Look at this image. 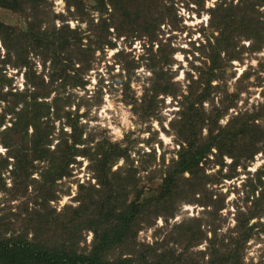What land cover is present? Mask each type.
Listing matches in <instances>:
<instances>
[{"label": "rangeland", "instance_id": "1", "mask_svg": "<svg viewBox=\"0 0 264 264\" xmlns=\"http://www.w3.org/2000/svg\"><path fill=\"white\" fill-rule=\"evenodd\" d=\"M37 1L49 18L43 20L51 21L46 23L49 31L56 33L63 24L70 29L66 34L82 38L83 44L53 48L48 56L44 51L22 52L16 46L12 53L21 52L17 57L11 55V48L6 49L0 35V94L5 96L0 100V113L11 104V91L33 90L31 85H36L41 93L38 100L50 107L46 116L53 127L50 148L60 137H67L63 132L71 131L67 121L77 120L79 151L67 167L68 174L56 182L57 198L49 202L56 211H63L65 205L77 206L76 194L90 192V185L98 186L90 160L97 154L98 143L104 148L111 143L126 149L127 155L111 171L118 167L121 174L131 172L137 189L157 195L162 173L180 148L179 131L185 123L178 112L179 100L190 90L203 98L192 114L196 115L195 125L201 126L202 142L207 125L216 126L214 129L223 126L239 110L256 112L255 123L264 133V0H161V6L159 0H131L127 18L123 12H114L108 2L105 9L98 7L99 0H73L79 6L73 11L68 10L66 0ZM163 3L171 5L164 9ZM11 25L25 29V16L0 6V28ZM226 25L234 27L229 30ZM222 32L221 69L208 94L201 84L209 76L207 56ZM100 35L105 43L100 42ZM113 53L118 54L115 59ZM25 71H29V81ZM100 80L102 85L97 83ZM101 92L107 99L97 106ZM224 105L230 106L225 109ZM217 108L224 112L220 111L214 124L211 118ZM10 116L6 114L5 125ZM0 148L4 149L0 152V218L20 229L25 215L21 206H36L32 200L38 184L32 179L39 178L46 163L34 162L26 194L11 199V158L1 141ZM84 148L86 156L80 151ZM256 148L250 159L235 149V161L226 153L216 157L213 149L199 163L207 175L205 197H201L206 205L192 200L185 190L184 198L173 202L172 214L164 209L151 218L150 225L140 223L133 240L136 247L170 249L175 255L181 253L188 264H209L210 251L236 247V241L246 234L238 242L239 264H264V138ZM128 189V199H133L136 189ZM180 226L197 234V241L189 247V238L180 236L184 230ZM92 240V232L83 230L78 251L88 252ZM119 253L120 248L114 247L107 257L113 259Z\"/></svg>", "mask_w": 264, "mask_h": 264}, {"label": "trees", "instance_id": "2", "mask_svg": "<svg viewBox=\"0 0 264 264\" xmlns=\"http://www.w3.org/2000/svg\"><path fill=\"white\" fill-rule=\"evenodd\" d=\"M241 1L248 2V0ZM65 2L68 10L72 8V11L78 10L80 0ZM107 2L112 5L114 12H123L122 16L127 18L126 10L131 0H99L98 7L105 9ZM159 3L161 6V0ZM169 5L171 3L166 4L164 9L169 8ZM0 6L9 8L26 18L25 29L13 25L0 28L3 44L7 50L11 48V55L16 54L17 57L21 55V52L17 51L12 53L16 46L22 52L23 50L34 53L44 51L47 55L53 48L59 47L62 50L70 45L80 47L79 44H83L82 38L67 35L66 32L70 29L64 28L63 24L58 32L49 31L46 23L50 24L51 21L43 20L47 16L37 0H0ZM250 8L253 10L252 5ZM231 19L229 16V23ZM226 27L231 30L234 26L226 25ZM53 28L55 31L54 26ZM73 31L76 29L73 28ZM222 34L223 32L216 36L214 44L210 46L214 50L207 56L209 76L205 82L202 81L204 83L200 82V78L197 79L198 83L205 84L208 94L217 70L221 69L219 55ZM69 39L73 40L69 41ZM100 40L104 43L106 41L102 35ZM84 53L86 56L90 54L86 49ZM69 60L72 61L71 58ZM23 64L27 66V61ZM24 75L29 81V71H25ZM31 86L33 90L26 87L24 91H11V104L8 103L9 107L4 108L0 113V126L4 125L0 131V141L6 147L7 157L11 158L10 170L13 181L9 189L11 199L26 194L28 179L35 171L36 160L44 161L46 165L40 171L39 178L32 179L38 184L33 189L35 195L32 201L36 206L33 205L31 209L27 204L21 206L22 211L25 212L21 217L22 227L14 229L15 224L4 223L0 218V264H188L181 253L175 255V251L170 249L158 251V247L137 248L133 240L141 226L140 223L150 225L151 218L161 215V210L164 209L172 214L175 206L173 202L182 200L185 190L192 194V200L206 205L202 198L205 197L207 175L201 171L202 167L199 165L201 160L212 154L213 149L216 157L226 153L233 158L232 161H235L238 156L235 157L233 151L236 149L244 158L250 159L257 150L256 144L264 138V133L255 123L258 114L239 110L223 126L214 129L216 126L207 125L205 140L202 142L201 126L195 125L196 115L192 114L196 112L195 105L201 104L203 98L202 95H194V91L190 90L179 100L178 112L183 118L181 122L185 123L179 131V134H182L180 148L176 159H173L162 173L157 195H146L142 189H137L135 182L132 181L131 172L121 174L118 167L115 171H111L112 165L119 158L127 155L126 149L111 143L104 148L98 143L97 154L94 157L90 156L93 175L98 186L90 185V192L76 194L77 206L65 205L63 211L58 212L49 206V202L57 198L56 182L68 174L67 167L79 151L77 146L80 144L81 132L77 127V120L70 119L67 122L71 126V131L68 134L66 131L63 132L67 137H60L50 148L53 127L46 117L50 107L42 100H38L41 97V93L37 91L39 87ZM161 90L165 91L164 88ZM4 97L0 94V100ZM224 106L227 109L230 105ZM220 111L224 112L217 108L211 118L215 119L214 124L221 115ZM7 113L11 116L9 124L5 125ZM80 151L85 156L88 154L85 148ZM8 164L6 159L4 165ZM129 186L136 189L133 199H128ZM83 187L80 185V188ZM23 212L18 213L15 218L20 217ZM183 229L180 236L189 238L187 245L189 247L197 241V234L192 230L187 232L185 228ZM83 230L91 231L93 236L88 252L78 251ZM242 235L236 241V247L210 251L209 264H239L238 242L247 237L246 234ZM114 247H119L120 253L115 258L109 259L107 254Z\"/></svg>", "mask_w": 264, "mask_h": 264}, {"label": "snow or ice", "instance_id": "3", "mask_svg": "<svg viewBox=\"0 0 264 264\" xmlns=\"http://www.w3.org/2000/svg\"><path fill=\"white\" fill-rule=\"evenodd\" d=\"M74 27H75V26H74ZM157 47H159V45H157ZM117 55H118L117 53H113V54H112L113 59H115ZM177 59H180V57H177ZM234 62H235V61H234ZM113 66H115V65H113ZM150 75H151V74H150ZM97 83H98V85H102V84L104 83V81H103V80H100V81H98ZM98 91H99V88H98ZM103 99H107V97H103V96H102V92H101V93H100V96L97 97V98H96V101H95L96 104H97V106H99V104H101V103L103 102ZM161 102H163V98H161ZM109 107H111V105H109ZM79 110H80V111H83V109H79ZM134 110H135V109H134ZM98 111L103 112L104 109L98 107ZM160 119H161V117H160V116H157V122H158V124H159V127L163 128L164 125L159 123ZM109 127H111V125H109ZM161 139H163V137H161ZM2 151H4V149L0 148V152H2ZM150 151H151V150H150ZM77 159H80V157H77ZM231 163H232V162L229 161V164H230V165H231Z\"/></svg>", "mask_w": 264, "mask_h": 264}, {"label": "clouds", "instance_id": "4", "mask_svg": "<svg viewBox=\"0 0 264 264\" xmlns=\"http://www.w3.org/2000/svg\"><path fill=\"white\" fill-rule=\"evenodd\" d=\"M257 247H259V245H257ZM248 255H249V256H251V255H252V253L250 252Z\"/></svg>", "mask_w": 264, "mask_h": 264}]
</instances>
